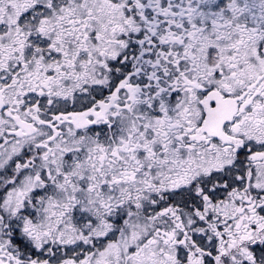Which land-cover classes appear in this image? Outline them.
I'll list each match as a JSON object with an SVG mask.
<instances>
[{"label": "snow or ice", "instance_id": "1", "mask_svg": "<svg viewBox=\"0 0 264 264\" xmlns=\"http://www.w3.org/2000/svg\"><path fill=\"white\" fill-rule=\"evenodd\" d=\"M0 264H264V0H0Z\"/></svg>", "mask_w": 264, "mask_h": 264}]
</instances>
